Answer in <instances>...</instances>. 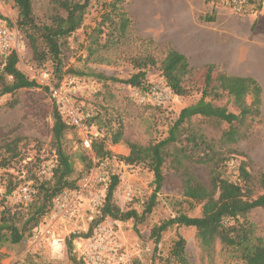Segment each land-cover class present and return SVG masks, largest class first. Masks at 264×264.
<instances>
[{"label": "rangeland", "instance_id": "1", "mask_svg": "<svg viewBox=\"0 0 264 264\" xmlns=\"http://www.w3.org/2000/svg\"><path fill=\"white\" fill-rule=\"evenodd\" d=\"M109 1L89 0L83 27L67 38L63 47V63L58 71H54L49 61L33 60L28 42L22 38V47L17 52V67L34 80L37 86L20 89L13 95L0 96V162L5 160L0 165V207L14 209L25 206L15 202L11 191L24 182L29 183L32 189L37 164L42 159L55 156L51 132L55 107L40 79L44 70L49 71L55 79L63 75L78 78L80 90L76 104L84 115H88V123L99 129L103 136L109 137V133L117 127L122 130L123 140L108 145L115 161L111 162V157L104 159L105 166L100 167L91 158L92 165L88 172L81 171L83 164L78 161V153L83 149L76 130L67 128L63 137V147L74 161V176H79L76 189L80 188L85 177H103L100 183L94 185L102 194L100 204L93 206L87 199L88 194L82 193L76 209L70 215L64 217L51 209L32 234L27 233L19 243H7L0 248V264H72L66 246V240L71 234L76 235L72 240L73 253L84 264H118V256L123 257V264H164L163 259L176 234L184 238L185 254L191 264H236L231 252L218 241L213 243L212 249H203L193 227L179 226L167 230L156 247L150 239V230L155 224L172 217L176 211L185 210L184 204H175L182 199V180L171 167L170 158H166L163 164L162 186L149 215L139 222L133 219L119 221L109 217L99 220V207L112 175L118 176V184L113 193L115 204L123 210L134 209L139 214L142 212L154 188L153 173L143 165H127L123 162L121 157L129 153L126 142L146 145L163 139L180 109L202 97L204 89L200 74L189 73L182 80L183 92L175 94L170 91L167 102L156 106L137 103L125 83L111 80L102 82L90 76L89 73L94 72L107 78L127 79L136 71L132 59L152 55L157 63L146 68V79L148 82L163 81L158 65L168 48L142 35L131 24L126 35L112 42H108V35H105L107 28L104 27V33L97 37L100 46L91 43L92 29L105 10L103 3ZM129 1L122 0L121 6L125 9ZM32 8L34 20L41 24L49 22L56 5L53 0H32ZM257 15L236 16L256 18ZM16 16L17 11L11 2L0 0V20L12 28L15 27ZM90 51L93 53L90 54ZM216 68L224 74V70L218 66ZM70 70L82 74H74ZM253 77L262 87L261 114L247 137L237 142L235 147L247 157L248 169L256 177L264 169V74ZM204 99L211 100L208 92ZM221 101L225 102L226 98ZM228 107L232 109L230 105ZM96 115L100 119L91 121ZM207 132L218 136L217 131L207 129ZM241 159L237 157L228 162L225 175L230 180L236 179V165ZM195 172L203 182H207L206 171L202 166L195 167ZM8 185L11 186L9 190ZM185 211L192 216L199 215L198 207ZM250 218L257 233L264 235V210H252ZM46 227L50 229L49 235L44 234ZM90 227L91 232L87 238L79 237L81 233H88ZM34 233L37 238L33 236Z\"/></svg>", "mask_w": 264, "mask_h": 264}, {"label": "trees", "instance_id": "2", "mask_svg": "<svg viewBox=\"0 0 264 264\" xmlns=\"http://www.w3.org/2000/svg\"><path fill=\"white\" fill-rule=\"evenodd\" d=\"M4 1L11 2L17 11L15 27L21 37L27 40L32 59L37 62L49 61L54 71H58L63 63V47L67 38L83 27L89 0H53L56 10L48 23L41 24L33 18L32 0ZM208 1L214 7L219 6L218 0ZM121 3L122 0L103 3L105 10L90 35L92 44L100 46L97 37L104 33V27L107 28L105 35H108V42L126 35L131 21ZM202 19L208 20L209 17ZM17 62L16 51L0 57V96L13 95L20 89L37 86L34 80L29 79L17 67ZM132 63L136 71L127 79L107 78L94 72L89 75L98 81L111 80L125 83L130 89L147 90L152 82L146 79V68L156 65V59L152 55H144L132 59ZM158 69L163 82L175 94L183 92L182 80L187 74L199 73L200 80L203 81V96L180 109L163 139L146 145L126 142L129 153L121 159L127 165L139 164L151 171L153 191L140 214L134 209L123 210L113 200L118 176H110L103 202L99 207V220L109 217L113 220L133 219L139 222L149 215L162 186L163 164L166 158H170L171 167L179 173L182 180V199L175 204H184L187 211L198 207L199 215H189L185 210L176 211L172 217L155 224L149 235L155 247L167 230L179 226L193 227L203 249H212L213 243L218 241L231 252L236 264H264V235L257 233L250 218L252 210H264V169L256 177L253 176L248 169L247 157L235 147L237 142L247 137L261 114L260 83L252 76L219 73L213 64L191 67L184 55L171 48L166 50ZM70 72L82 74L72 70ZM213 76L215 78H212ZM207 92L211 100L204 99ZM223 98H226L225 102L221 101ZM13 104L12 102L11 105ZM52 118L55 167L49 178L33 176V198L28 205L14 209L0 207V248L7 243H19L27 233L32 234L33 229L51 210L53 198L61 191L78 187L79 176H74V161L62 144L69 127L56 108ZM96 119H100L98 115L90 120ZM207 129L217 131L218 136H213ZM122 140V130L117 127L109 133V137L104 135L101 139L94 140L91 153L79 151L78 161L83 164L81 171L90 170L92 157L100 160L110 158L112 152L108 145ZM237 157L243 159L236 165V179L230 180L225 175L227 164ZM4 163L5 160L0 162V165ZM198 166H202L206 171V183L195 172V167ZM10 188L8 185L7 189ZM91 228L88 233H81L79 237L87 238ZM75 237V234H71L66 240L68 256L72 264H84L73 253L72 240ZM185 244L184 238L176 234L163 259L164 264H191L185 254Z\"/></svg>", "mask_w": 264, "mask_h": 264}, {"label": "crops", "instance_id": "3", "mask_svg": "<svg viewBox=\"0 0 264 264\" xmlns=\"http://www.w3.org/2000/svg\"><path fill=\"white\" fill-rule=\"evenodd\" d=\"M125 9L134 29L184 55L191 67L264 74V0L256 18L237 17L208 0H130Z\"/></svg>", "mask_w": 264, "mask_h": 264}, {"label": "built area", "instance_id": "4", "mask_svg": "<svg viewBox=\"0 0 264 264\" xmlns=\"http://www.w3.org/2000/svg\"><path fill=\"white\" fill-rule=\"evenodd\" d=\"M221 8L229 9L238 16L256 15L258 14V5L260 0H218ZM21 35L15 27L8 26L4 21L0 20V57L6 56L11 51H19L21 43ZM41 82L45 86L54 107L64 119L66 125L76 130L79 138L81 149L91 153L92 143L94 140L101 139L102 133L96 127L88 123V115L80 110L76 104L80 87L78 78L71 75L54 76L47 70L41 72ZM131 97L140 104H152L156 106L164 105L170 95L169 87L161 80L151 83L147 90L130 89ZM95 164L104 167V161L92 157ZM111 162L115 161L114 157L110 158ZM55 158L42 159L37 164L36 174L40 178H49L55 167ZM103 180L101 175L93 177H85L76 190H64L58 193L52 202V211L62 216L70 215L81 199L82 193H87L89 202L96 206L100 204L101 193L95 188V184ZM11 196L15 202L21 205H28L33 198L32 189L29 183L24 182L11 191ZM45 235L50 234V229L46 227ZM34 237L37 235L34 233ZM123 257L118 256V264H123Z\"/></svg>", "mask_w": 264, "mask_h": 264}]
</instances>
